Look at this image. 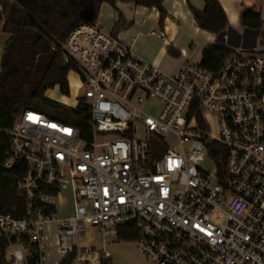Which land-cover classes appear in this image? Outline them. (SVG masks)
I'll list each match as a JSON object with an SVG mask.
<instances>
[{
  "label": "built area",
  "instance_id": "1",
  "mask_svg": "<svg viewBox=\"0 0 264 264\" xmlns=\"http://www.w3.org/2000/svg\"><path fill=\"white\" fill-rule=\"evenodd\" d=\"M232 48L217 72L187 62L169 74L97 22L76 26L62 57L79 77L90 138L34 109L2 130L4 170H24V206L0 212L8 264H28L32 246L48 264L51 225L56 264H102L109 255L81 241L86 224L106 243L130 223L148 264H264V44Z\"/></svg>",
  "mask_w": 264,
  "mask_h": 264
},
{
  "label": "trees",
  "instance_id": "2",
  "mask_svg": "<svg viewBox=\"0 0 264 264\" xmlns=\"http://www.w3.org/2000/svg\"><path fill=\"white\" fill-rule=\"evenodd\" d=\"M119 1H133L138 6L155 8L160 13L159 26L163 27L167 11L164 0H8L5 2V23L0 22V31L8 33L0 68V212L22 208L24 198L18 193L17 183L24 174L22 167L6 171L3 168L5 153L9 149L10 136L6 130L12 128L16 118L26 109L39 110L48 102L52 108L62 107L49 100L46 92L59 86L64 95L69 94L68 74L71 68L64 64L62 42L80 23L81 12L93 9L91 22H96L101 6L111 5L118 11ZM197 26L216 35L215 43L207 45L202 54L201 66L217 72L224 60L234 53L225 43L227 35H237L229 26L226 12L219 0H205L202 11L190 5ZM2 15L0 14V18ZM124 17L119 11L118 25ZM244 26L257 34L264 20L255 8L243 12ZM52 117L82 130V136L90 138V112L82 101L69 114L42 111ZM5 130V131H2ZM121 241H136L138 230L133 223L120 228ZM8 242L0 239V264H8L6 252ZM28 264H37V253L32 247L27 256ZM102 264H107L105 261Z\"/></svg>",
  "mask_w": 264,
  "mask_h": 264
},
{
  "label": "crops",
  "instance_id": "3",
  "mask_svg": "<svg viewBox=\"0 0 264 264\" xmlns=\"http://www.w3.org/2000/svg\"><path fill=\"white\" fill-rule=\"evenodd\" d=\"M190 5L202 11L205 0H164L163 6L167 11V17L163 27L159 26L160 13L155 8L138 6L133 1L118 2V9L124 17L121 25L117 26L119 11L107 3L101 6L99 17L102 19L108 17L111 23L106 26L110 27L111 33L125 38L137 55L171 74L187 62L200 63L204 48L218 39L216 35L203 31L197 26ZM147 21L153 24L151 23L149 27L145 26L144 23ZM159 30L164 31L163 37L158 36ZM198 36L205 38L200 46L195 41ZM8 39L9 35L5 32L2 52ZM198 58L200 61H197ZM105 246L106 243H103L102 247L95 248L102 253L105 252ZM105 253L109 255L107 262L113 264L110 253ZM59 258L57 251L54 264Z\"/></svg>",
  "mask_w": 264,
  "mask_h": 264
},
{
  "label": "rangeland",
  "instance_id": "4",
  "mask_svg": "<svg viewBox=\"0 0 264 264\" xmlns=\"http://www.w3.org/2000/svg\"><path fill=\"white\" fill-rule=\"evenodd\" d=\"M229 22V26L237 33V35H227V43L231 47L243 46L254 43L255 40L258 42L261 40L264 44V26L261 31L257 34L254 30H251L244 26L243 22V12L246 8L253 7L257 12H259L264 19V0H220ZM96 22L106 31L111 32L109 26L106 24L111 23V20L108 17L101 18L98 17ZM153 22H145L144 25L150 26ZM5 39V32L0 31V68L2 62V44ZM224 40L226 41L225 37ZM198 46L202 45L205 41L203 36H198L195 40ZM197 61H200L199 58ZM194 63V62H190ZM69 82V94L64 95L61 93L59 86H56L53 89H50L46 92V97L58 104L59 108H52L51 104L46 102L42 104L39 108L41 111H52L55 113L69 114L72 108H75L77 105L76 98L82 95V89L80 88L79 77L74 71H70L68 74ZM154 108H157L159 105L157 103L151 104ZM209 122L213 127V134H216L217 122L214 117H209ZM112 138V135L98 134L99 141H105ZM205 171L211 172L214 169V164L211 161H206L201 166ZM19 193V192H18ZM20 194V193H19ZM67 196V194H63ZM67 203L65 204V206ZM70 208L64 207V212L68 213ZM48 234V264H54V258L57 254V245H56V228L54 225H51L47 230ZM81 241L84 245H90L94 247H102L105 243L101 236L100 230L95 227L86 224L85 234L81 237ZM105 252H109L113 264H148V259L139 252L135 241H118V242H106ZM101 254V253H100Z\"/></svg>",
  "mask_w": 264,
  "mask_h": 264
},
{
  "label": "water",
  "instance_id": "5",
  "mask_svg": "<svg viewBox=\"0 0 264 264\" xmlns=\"http://www.w3.org/2000/svg\"><path fill=\"white\" fill-rule=\"evenodd\" d=\"M93 17V9L87 8L81 12V18L84 22L91 21Z\"/></svg>",
  "mask_w": 264,
  "mask_h": 264
}]
</instances>
